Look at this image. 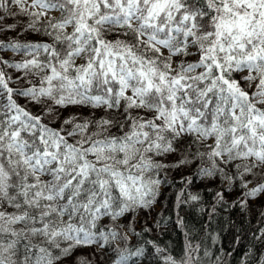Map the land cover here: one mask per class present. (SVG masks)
I'll return each mask as SVG.
<instances>
[{
	"label": "snow or ice",
	"instance_id": "obj_1",
	"mask_svg": "<svg viewBox=\"0 0 264 264\" xmlns=\"http://www.w3.org/2000/svg\"><path fill=\"white\" fill-rule=\"evenodd\" d=\"M8 31L41 39H0L20 57L0 55V264H142L147 245L157 264H226L212 224L264 195V0H0ZM185 169L219 183L205 206L181 175L180 253L132 245ZM251 235L242 264H264Z\"/></svg>",
	"mask_w": 264,
	"mask_h": 264
},
{
	"label": "trees",
	"instance_id": "obj_2",
	"mask_svg": "<svg viewBox=\"0 0 264 264\" xmlns=\"http://www.w3.org/2000/svg\"><path fill=\"white\" fill-rule=\"evenodd\" d=\"M13 10H15L13 8ZM14 18H6L3 22L5 25L15 23ZM40 40L41 36L39 35H21L17 36V31H8L0 33V39L2 40ZM0 55L3 56L5 60H18L19 54L12 53L11 51L3 50L0 51ZM9 73L13 75V82L10 84L11 87L16 88L20 86V83L15 81V76L19 73L9 70ZM24 103L23 100L20 101ZM34 112L37 111L36 108L32 109ZM69 111L75 112L76 109H70ZM65 116L68 115V112L64 113ZM100 115V113H97ZM192 176L190 169H185L183 173L173 170L170 173L169 179L171 180V186L162 187L161 195L158 197L157 203L150 213L140 212L136 218L132 221V225L137 232L142 233L140 237L133 236L131 238V244L137 245L145 241H154L161 247H168L173 254L178 255L185 243V238L182 230L177 227L176 213L177 209L175 208L176 196L184 185H181L180 179L181 175ZM194 183L187 186L189 190L193 193L199 192L203 198L205 206H210L214 202V191L217 190L218 181L214 183H208L202 181L201 179L192 176ZM211 188L212 191H208ZM240 196L238 190H233L228 194L229 202L235 200ZM253 211L249 212L247 215L243 214L239 208L230 207L227 211H222L216 221L212 224V228L219 233L220 241L216 246L221 249L217 252V255H220L226 262V264H242V260L245 256V253L248 252L249 248L252 246V233L258 227H264V224L259 223V214L264 211V195H261L259 198L252 201ZM180 216L184 217L186 223L194 227V229L202 236L203 231L201 225L206 222V218L197 214V212L187 206H182L179 210ZM156 221H159L157 226ZM107 223V222H105ZM127 223V221H125ZM235 227H234V226ZM144 228H149L151 231L144 232ZM236 228H239L240 231L237 232ZM239 235L241 242L235 244V238ZM147 258H142V264H157L156 260L152 257V247L147 245ZM93 249H84L83 253L87 255ZM213 251H216V248H213ZM255 255L259 256L264 253V246L259 244L256 245L254 249ZM228 253H231L230 255ZM79 255V253H78Z\"/></svg>",
	"mask_w": 264,
	"mask_h": 264
}]
</instances>
